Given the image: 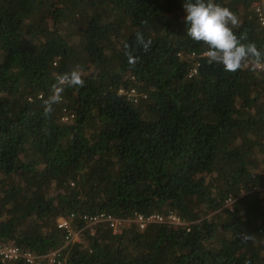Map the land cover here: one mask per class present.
Here are the masks:
<instances>
[{
    "label": "trees",
    "instance_id": "trees-1",
    "mask_svg": "<svg viewBox=\"0 0 264 264\" xmlns=\"http://www.w3.org/2000/svg\"><path fill=\"white\" fill-rule=\"evenodd\" d=\"M260 1L214 0L264 52ZM184 2L0 0V242L41 264L60 249L66 264H264V66L210 64ZM76 65L84 86L45 116ZM171 214L182 224L87 226Z\"/></svg>",
    "mask_w": 264,
    "mask_h": 264
},
{
    "label": "clouds",
    "instance_id": "clouds-1",
    "mask_svg": "<svg viewBox=\"0 0 264 264\" xmlns=\"http://www.w3.org/2000/svg\"><path fill=\"white\" fill-rule=\"evenodd\" d=\"M186 35L197 43L206 46L204 56L210 64L223 66L225 72L235 73L246 65L264 66V52L257 49L254 43L243 44L234 34L233 28L239 23L238 17L229 8L222 7L214 0H185ZM137 42L145 51L149 50L151 40L137 35ZM127 47V46H126ZM125 55L132 59L130 52ZM51 93L42 100L43 114L50 116L53 105L62 101L65 87H83V70L76 65L70 72L57 74Z\"/></svg>",
    "mask_w": 264,
    "mask_h": 264
},
{
    "label": "built area",
    "instance_id": "built-area-1",
    "mask_svg": "<svg viewBox=\"0 0 264 264\" xmlns=\"http://www.w3.org/2000/svg\"><path fill=\"white\" fill-rule=\"evenodd\" d=\"M256 13L258 15V20L259 23L261 24L262 27H264V0L260 1L258 4H256L255 7ZM197 74V68H195L192 71L191 76H195ZM132 95L134 92L131 93ZM137 96V95H136ZM139 97V96H138ZM136 98V97H132ZM261 195L264 194V188L260 190ZM264 196V195H263ZM262 196V197H263ZM235 199L233 197H230L226 204L225 207L227 209H230L233 211V204L235 203ZM74 215H72L70 218L73 219ZM126 221H132L138 224L140 229H145L148 224L150 223H171V224H182V221L179 217L176 215H169V216H161V215H152L149 217H144L143 215H138L135 217L134 220H124V219H118L112 216H107V215H98L97 217L91 218L88 221V227L90 226H95L97 224L101 223H110L111 228L114 231V233H117V230L120 228L122 224H124ZM58 227L62 230L67 231V236H66V245H69L70 243L74 242H80V232H76L71 225V222L67 218H62L58 222ZM64 248V247H63ZM61 251L58 250L52 254H49L47 256H44V259H48L50 264H66L65 262L63 263L62 261H57V257L59 256V252ZM0 260L4 263L6 262H19V261H24L27 264H41L39 260V256L35 255L31 251H23L17 247H14L12 245H9L7 243L0 242Z\"/></svg>",
    "mask_w": 264,
    "mask_h": 264
},
{
    "label": "rangeland",
    "instance_id": "rangeland-1",
    "mask_svg": "<svg viewBox=\"0 0 264 264\" xmlns=\"http://www.w3.org/2000/svg\"><path fill=\"white\" fill-rule=\"evenodd\" d=\"M261 68H263V66H261ZM264 194H262L261 196H263ZM264 197V196H263ZM62 218L59 219V221L61 220ZM58 221V222H59ZM120 229V228H119ZM119 229L117 230V232L119 231Z\"/></svg>",
    "mask_w": 264,
    "mask_h": 264
}]
</instances>
